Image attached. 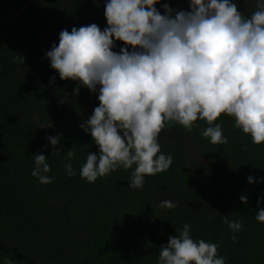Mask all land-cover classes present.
Wrapping results in <instances>:
<instances>
[{"label": "trees", "instance_id": "obj_1", "mask_svg": "<svg viewBox=\"0 0 264 264\" xmlns=\"http://www.w3.org/2000/svg\"><path fill=\"white\" fill-rule=\"evenodd\" d=\"M232 2L245 16L256 10L255 0ZM106 3L0 0V264H158L160 246L184 223L193 239L217 244L226 264H264V223L255 219L258 200L264 209V144H253L233 117L221 114L214 122L227 144L204 138L202 120L191 132L178 124L163 129L158 143L173 163L146 176L142 188L129 187L132 169L123 167L92 183L80 177L87 153L99 151L80 127L99 106L98 93L61 80L45 54L62 30L106 28ZM165 3L190 10L189 0H158L162 15ZM121 47L116 41L112 51ZM37 116L50 121L40 126ZM58 135L59 154L46 139ZM69 150L75 152L72 177L65 171ZM34 154L47 157L52 183L32 176ZM164 200L176 207L161 208ZM225 216L240 221L241 231L230 230Z\"/></svg>", "mask_w": 264, "mask_h": 264}, {"label": "clouds", "instance_id": "obj_2", "mask_svg": "<svg viewBox=\"0 0 264 264\" xmlns=\"http://www.w3.org/2000/svg\"><path fill=\"white\" fill-rule=\"evenodd\" d=\"M156 3L107 0L106 28L92 23L62 30L58 45L45 54L61 80L79 81L98 93L99 106L80 125L99 150L88 152L80 168V177L89 183L123 167L132 169L129 187L139 189L146 176L167 171L173 158L161 151L158 136L174 124L191 132L198 120L205 121L201 135L214 145L227 144L221 124L214 123L226 114L253 144H264V0H255L250 16L232 0H189V11L165 3L163 15ZM116 41L124 45L118 53L112 51ZM18 59L23 63L22 55ZM78 92L79 87L73 95ZM46 139L59 154L61 137ZM66 156V174L75 176V152ZM33 157L32 176L42 185L52 183L47 157ZM253 179L248 176V183ZM239 199L248 202L246 195ZM257 205L255 219L264 223L259 200ZM159 206L176 204L164 200ZM223 223L234 233L242 229L240 221L227 216ZM218 247L193 239L191 225L184 223L160 246L158 264H226Z\"/></svg>", "mask_w": 264, "mask_h": 264}, {"label": "rangeland", "instance_id": "obj_3", "mask_svg": "<svg viewBox=\"0 0 264 264\" xmlns=\"http://www.w3.org/2000/svg\"><path fill=\"white\" fill-rule=\"evenodd\" d=\"M35 118H36V121H37L38 125H40V126H43V125L47 124L50 121L49 119L44 118V117L37 116Z\"/></svg>", "mask_w": 264, "mask_h": 264}]
</instances>
